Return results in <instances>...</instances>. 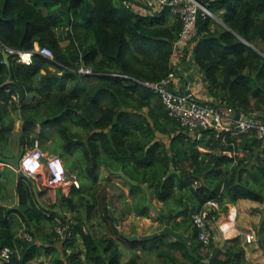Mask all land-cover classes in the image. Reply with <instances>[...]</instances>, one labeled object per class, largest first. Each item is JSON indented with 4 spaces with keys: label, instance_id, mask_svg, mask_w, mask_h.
Returning a JSON list of instances; mask_svg holds the SVG:
<instances>
[{
    "label": "trees",
    "instance_id": "trees-1",
    "mask_svg": "<svg viewBox=\"0 0 264 264\" xmlns=\"http://www.w3.org/2000/svg\"><path fill=\"white\" fill-rule=\"evenodd\" d=\"M123 1L0 0V110L7 105L20 108L30 125H35L43 112L55 123L61 118L74 121L85 136L72 132L70 123L59 126L62 152L80 149L86 163L85 177L97 184L100 165L121 168L136 182L132 193L142 192V210L147 209L143 184L149 185L164 204L175 202L183 206L182 223L191 227L193 241L189 247L194 254L189 253L188 246L160 235L156 247L159 264H208L212 257L214 264H258L245 260L238 237L230 241L222 258L213 239L207 246L211 253L202 256L200 250L204 246L198 240L192 215L211 199L221 201L225 194L231 201H264V142L245 139V146L252 151L249 161L239 158L234 163V158L222 153L230 146L223 145L214 133L209 140L218 153H201L197 149L204 138L185 140L179 123L167 117L159 94L134 80L159 82L167 75L180 20L167 9L140 14ZM200 1L225 26L213 17L199 14L193 46L181 57L189 59L188 67L200 74L206 94L214 102L221 100L238 113L257 112V116L264 117V55L245 44L264 45V0ZM58 29L66 31V37L58 36ZM63 39L69 40L68 48L60 44ZM3 46L25 51L46 46L54 61L34 54L32 63L24 65L9 54L5 62ZM81 65L94 74L81 75L70 70ZM38 78L46 84L42 89L37 88ZM34 93L40 98L24 104L25 96ZM12 95H17L16 100ZM157 136L159 139L153 142ZM184 162V170L170 173L171 166L176 170ZM194 180H199L195 187ZM81 185L74 189L75 199L62 196L59 200L71 209L83 205L86 214L97 206L104 210L98 224L110 225L107 210L91 203L95 195ZM192 196L198 200L189 210L185 204ZM11 211L0 206V250L4 246L13 250L9 260H0V264H44L30 262L35 244L11 227ZM19 213L27 224L44 218L34 207ZM138 215H145V210ZM213 215L217 218L216 212ZM73 219L83 250L76 237L60 243L61 250L51 240L47 247L50 264H120L116 239L124 240L133 249L140 242L125 238L115 227L110 236L99 237L82 218ZM53 237L56 238L55 233ZM139 258L133 253L126 264H143Z\"/></svg>",
    "mask_w": 264,
    "mask_h": 264
},
{
    "label": "crops",
    "instance_id": "crops-1",
    "mask_svg": "<svg viewBox=\"0 0 264 264\" xmlns=\"http://www.w3.org/2000/svg\"><path fill=\"white\" fill-rule=\"evenodd\" d=\"M132 9L140 14L146 13V11L134 6ZM181 55L182 54L174 56L173 59L171 58V60H174L173 65L176 64L178 83L176 85H171L170 88L176 87L180 92L189 90L201 100L213 101V98L206 94L200 74L193 73L192 69L188 67L189 63L186 62L189 59L184 60ZM58 75H61V72H59ZM45 86V82L39 79L37 88L42 89ZM38 98H40V96L37 95V93L28 94L25 96L23 103H35ZM12 99L16 100L15 97H12ZM0 112V150L4 156H13L19 148H23L25 152L37 145L45 153L59 156L66 168L67 178L65 182L55 186H46L44 184L46 175L44 167L39 169L33 176L26 178L22 175L19 168H13L9 165H0V206L12 210L9 214V220L11 227L19 236L23 233L30 234V241L35 244V249L33 251L34 257L30 262L50 264L51 255L48 253L47 247L51 240L53 244L55 246L57 245L58 249L61 250L60 242L53 237L54 225L55 218L62 216L65 212L71 214L73 218H82L83 222L86 221L87 227L99 237L110 236L114 227L119 230V233L121 230L123 234L138 236L150 235L163 228V221L151 210L147 203L146 190L144 193L146 194L145 205L147 209L143 208L142 210V192L136 190L135 193H132L134 184L126 180L129 179V177L126 176L121 168H111L100 165L97 168V184H95L92 179L85 177L83 174L86 163L83 156H80V149H77L79 151L78 154L74 153L75 149L68 153L62 152L63 139L61 137V132L58 130L59 126L67 123H70L71 126L76 125L73 123L74 121L61 118L55 123L43 112L40 113L43 118L41 117L38 119L35 125H30L29 122L25 121L20 108H12L10 105H7L1 109ZM79 128L80 127H78L76 131H79L81 136H85V132H81ZM157 139H159L158 136ZM157 139L155 138L153 142L157 141ZM32 142L34 143L33 146H31ZM151 144L147 145L146 148ZM197 149L201 153H218V148L216 145H213L209 137H205L202 143L198 144ZM70 159H72L73 163L69 161ZM81 164H83V166ZM180 164L182 165L177 166L178 169L176 168L175 170V167L171 166L170 170L172 169L173 172H179L184 170L187 166L186 162ZM120 171L124 176L119 174ZM71 176H75L79 180V183H82L81 186L83 190L95 195V197L91 199V203H96L98 206L107 210L111 218L110 225L105 222L102 226L98 224L104 210L100 211L97 206L94 207L89 214H86L83 205H80V209H71L69 205L59 200L62 196L75 199L77 195V191H74L75 188L71 186L69 182ZM95 189H97V191H95ZM149 191L151 193V203L160 214L167 215L176 212L171 219L172 230L184 237H189L188 245H184L175 238L167 236L169 240L189 247V244L193 241V237L191 227L182 223L184 215L181 214V212L184 207L175 202L164 204L159 201L152 188L149 187ZM101 193L104 194L103 197ZM105 195H107V197H105ZM102 198L104 199L102 200ZM196 200H198L197 197H190L186 200V207L189 210L193 209L196 205L194 202ZM29 207H34L44 218L41 221L30 220L27 224L19 212ZM144 210L145 215H138L139 211ZM215 212L217 218L214 216L213 219V241L215 246L220 249L219 257H223L225 250L230 245V241L238 237L240 238L245 260L250 263L264 264V201L258 202L251 199H237L231 201L225 194L222 195V200L218 201V207ZM155 215L158 216L156 220L153 219ZM50 216H53V218H50ZM113 217L118 220V224H116ZM250 232H254L255 238H257L256 241L248 242L245 240L246 235ZM222 236L224 237V243L221 246ZM138 241L140 242H137L136 248L133 249V247L126 244L124 240L116 239L120 252V264H126L133 253L140 255V263L159 264V260L157 259L158 249L156 248L159 236L152 240ZM76 242L83 250L79 235H76ZM174 253L176 255L179 254L178 251ZM210 253L207 246L202 247L200 250L202 256H207Z\"/></svg>",
    "mask_w": 264,
    "mask_h": 264
},
{
    "label": "built area",
    "instance_id": "built-area-1",
    "mask_svg": "<svg viewBox=\"0 0 264 264\" xmlns=\"http://www.w3.org/2000/svg\"><path fill=\"white\" fill-rule=\"evenodd\" d=\"M123 4L131 9L134 6L151 14L167 9L172 16L180 20V31L172 45V59L174 56L183 55L187 49L191 50L199 14L214 17L208 6L200 0H125ZM3 47L4 52L14 55V59L24 65L32 63L34 54L54 61L51 49L46 46L27 51ZM173 62L174 60H171V69L159 82L134 80L159 94L167 117L179 123L180 132L185 136V140L199 141L214 133L223 145L230 146L222 151L224 155L234 158V163L239 158L248 162L252 151L250 147L245 146L244 140L259 139L264 142V117L257 116V112L238 113L224 101H204L189 90L180 92L176 87L170 88L171 85L178 83L176 64L173 65ZM70 70L81 75L94 74L90 68L82 65L76 70ZM12 97L17 98V95ZM42 167L46 170L44 178L46 186L65 182L67 175L61 158L45 153L37 145L26 150L19 161V170L26 178L33 176ZM69 182L74 188L80 187L79 180L75 176H71ZM192 184L194 187L197 186L199 180H194ZM217 207L218 201L211 199L192 215V223L198 229V240L204 247L208 246L214 238L213 213ZM74 224L73 217L67 212L55 218L54 233L60 243L71 241L76 237ZM20 236L25 240H31L28 233ZM245 240L256 241L257 238L254 232H250ZM12 253L13 250L9 247H2L0 260H9Z\"/></svg>",
    "mask_w": 264,
    "mask_h": 264
},
{
    "label": "water",
    "instance_id": "water-1",
    "mask_svg": "<svg viewBox=\"0 0 264 264\" xmlns=\"http://www.w3.org/2000/svg\"><path fill=\"white\" fill-rule=\"evenodd\" d=\"M215 20H217V19L215 18ZM218 22L223 24V22L221 20H219V19H218ZM245 44L249 45L253 50L256 51V49L253 46H251L250 44H248L246 42H245ZM3 56H4L5 62H7L8 58H9V54L7 52H4ZM20 158H21V152L17 153V154H13V156H4L2 154V152H1V150H0V165H9V166H12L13 168H19ZM170 172H173V170L171 169ZM119 174L124 176L121 171L119 172ZM126 180H128L131 184H134V185L136 184L135 181H132L130 179H126ZM142 187L147 192V203H148L149 207L163 221V228L158 230V231H156V232H154L153 234L144 235V236L126 235V234H123V232L121 230H120V234H122L123 236H125L129 240H141V241L152 240L153 238H155L157 236H160V235H168V236H171V237L175 238L178 242H180V243H182L184 245H188L189 237H184L181 234L173 231L172 228H171V219H172L173 215L176 214V212L170 213V214H167V215L160 214L157 211V209L151 203V193L149 191V186L146 185V184H143ZM113 218H114L116 224H118V220L115 217H113ZM223 243H224V237L222 236L220 245L222 246ZM188 249H189V253L190 254H194L191 247H188ZM204 261L206 262V260H204ZM207 263L208 264H214V257H212L211 259L207 260Z\"/></svg>",
    "mask_w": 264,
    "mask_h": 264
},
{
    "label": "rangeland",
    "instance_id": "rangeland-1",
    "mask_svg": "<svg viewBox=\"0 0 264 264\" xmlns=\"http://www.w3.org/2000/svg\"><path fill=\"white\" fill-rule=\"evenodd\" d=\"M214 15V14H213ZM213 18H216L217 20L216 21H218V17L216 16V15H214V17ZM220 20V19H219ZM57 35L58 36H62V37H66V31H64V30H61V29H58L57 30ZM60 44L63 46V47H69L70 46V44H69V40L68 39H63V40H61L60 41ZM251 46H253L255 49H256V51H259L260 50V52L264 55V51L262 50V49H264V45L263 44H260V43H258V46H254V45H251ZM71 49V48H70ZM71 125V124H70ZM78 127H79V125H72L71 126V131L72 132H76V130L78 129ZM51 129H52V127H51ZM55 131V130H54ZM53 131V132H54ZM53 132H52V134H53ZM57 136V135H56ZM53 142V141H52ZM51 143V142H50ZM49 143V144H50ZM75 154H78L79 153V151L77 150V149H75V152H74ZM80 156H81V154H80ZM80 158V157H79ZM70 162H72V159H70L69 160ZM73 163V162H72ZM82 166H83V164H81ZM65 170H66V168H65ZM263 244H264V239H263Z\"/></svg>",
    "mask_w": 264,
    "mask_h": 264
},
{
    "label": "flooded vegetation",
    "instance_id": "flooded-vegetation-1",
    "mask_svg": "<svg viewBox=\"0 0 264 264\" xmlns=\"http://www.w3.org/2000/svg\"><path fill=\"white\" fill-rule=\"evenodd\" d=\"M21 152V157L23 156V154H24V149L23 148H19V149H17V152H16V154L17 153H20ZM21 159V158H20Z\"/></svg>",
    "mask_w": 264,
    "mask_h": 264
},
{
    "label": "clouds",
    "instance_id": "clouds-1",
    "mask_svg": "<svg viewBox=\"0 0 264 264\" xmlns=\"http://www.w3.org/2000/svg\"><path fill=\"white\" fill-rule=\"evenodd\" d=\"M42 163H44V160H42ZM64 165V164H63ZM65 167V166H64ZM66 175H67V173H66Z\"/></svg>",
    "mask_w": 264,
    "mask_h": 264
}]
</instances>
